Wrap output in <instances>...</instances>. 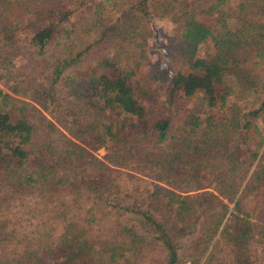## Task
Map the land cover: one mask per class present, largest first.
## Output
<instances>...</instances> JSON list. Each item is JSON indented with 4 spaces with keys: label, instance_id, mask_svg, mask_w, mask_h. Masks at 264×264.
Returning <instances> with one entry per match:
<instances>
[{
    "label": "trees",
    "instance_id": "1",
    "mask_svg": "<svg viewBox=\"0 0 264 264\" xmlns=\"http://www.w3.org/2000/svg\"><path fill=\"white\" fill-rule=\"evenodd\" d=\"M156 15H168L173 30L152 62ZM242 54L252 65L264 60V0H0V212L27 194L40 216L20 231L1 214L0 264H152L150 252L163 250L155 264H178L177 238L197 229L199 256L218 234L203 264H250L248 241L264 223L251 222L241 200L252 191L264 197V134L253 121L262 106L233 100L227 113L188 112L180 123L158 107L193 94L227 104L232 86H216ZM143 65L150 68L138 72ZM239 70L237 97L264 90L253 66ZM77 80L83 100L69 109L63 89ZM72 137L103 145L104 158ZM112 165L148 168L180 191L205 179L213 189L157 184L146 198L120 202L130 191Z\"/></svg>",
    "mask_w": 264,
    "mask_h": 264
},
{
    "label": "rangeland",
    "instance_id": "2",
    "mask_svg": "<svg viewBox=\"0 0 264 264\" xmlns=\"http://www.w3.org/2000/svg\"><path fill=\"white\" fill-rule=\"evenodd\" d=\"M125 4L124 6H126ZM107 9L110 12H114V17L118 16L120 14V8L113 7L111 8L110 3L106 5ZM236 20H234L235 22ZM233 22V21H232ZM153 24V33L148 37L147 41V54L149 56V61L155 62L161 58V49L162 46H165L164 43L167 41V35L170 34L173 30V22L170 19L168 15H156L153 18L152 21ZM151 25V23H149ZM155 33V34H154ZM205 47V44L203 45ZM52 51L50 49L46 55L45 58H49L48 54L49 52ZM25 55L28 56V50L25 51ZM32 59V57H30ZM251 61V57L245 54L239 55V58L235 60L234 62V70L225 73L221 79L220 83L218 86H216L217 90H222L226 85H231L232 89L234 90L233 93L228 94L226 96L225 102L227 104H221V99L217 98L216 104L212 106L207 105L206 98L201 100L200 98H197L196 94H193L191 96H184V95H177L174 98V102L172 105L169 103L159 105L158 107L160 108V111H168L165 113H172L174 116V121L176 123H180L182 119L187 115L188 112H195L196 114L199 115V117H207L210 114H215V116H220L224 113H227V105L230 104L233 100H236L237 104L247 110L252 107H260V112L255 115L253 118V121L255 123H258L259 129L261 130V133L264 134V105H261L264 100V90H262L261 87H258L257 90L254 93L242 95L241 97H237V82L238 79L240 78V75L244 73V71L239 70V67L248 65V66H253L254 71L259 74L261 77L260 80L263 78L264 79V60L259 62L258 64L252 65L249 64ZM150 66L148 65H143L140 66L138 69L139 71H145L148 70ZM103 71L106 74L109 75H114L116 73V70L111 67H105ZM40 79L44 81L45 83H48L50 79V71L45 70L43 74H41ZM259 80V81H260ZM80 80L74 81V82H69L68 86L63 89L64 94L66 95L65 101L63 105L66 108L73 109L75 107V104L78 101L83 100L82 96V89L84 87V84ZM0 85L2 86L1 82ZM260 85V84H259ZM3 87V86H2ZM236 91V92H235ZM158 98H163L165 99L166 93L164 91L163 87L158 88ZM20 96L21 98H24L28 101H31L34 105L37 107H41V105L37 104L33 99L27 98L24 95H17ZM229 103V104H228ZM43 110V108H42ZM30 111V114L34 113V110L31 109V107H28V112ZM44 111V110H43ZM55 112L61 113L60 110H56ZM46 113L47 117H51L52 119L55 120L53 116L47 111H44ZM58 113V114H59ZM61 115V114H60ZM61 117V116H60ZM57 125L61 128V130L65 131V129L58 123L56 122ZM69 134V133H68ZM71 136V134H69ZM74 138L79 144L83 145L85 148L91 151V153L95 154L99 158H104V154L107 152L106 148L102 145L99 147L94 148L91 142L87 138ZM264 138V137H263ZM114 167H117L123 171V173H120V185L125 186L128 188V193L127 195H124L120 193L118 201L120 202H127L131 203L134 198L141 199L146 198L147 196V189L150 191L154 189V187L157 184L164 185L165 187L174 189L178 192L181 193H196L201 190H212L213 189V183H211L208 179L203 180V187L198 188V189H193V190H188V191H180L177 188H174L173 186L169 185L165 180L158 179L156 176L153 174V172L148 169V168H142L137 169L134 168L133 166H117V165H112ZM138 194V196H137ZM241 195V194H240ZM221 197V195H220ZM34 196L33 195H27L24 194L21 197L15 199V200H10V202L5 203L4 206L2 207V211L0 212V217H2L1 214H4L9 217V220L11 221L10 223H14L17 228H19L20 231H30L34 226H36L37 223H39V217L38 215H33V211L31 210L33 207L36 206V203L34 201ZM132 200V201H131ZM242 201V208L245 211L251 210L250 212L252 213L249 216V219L251 222H256L259 224L264 223L263 218H264V197L262 195L256 194L254 191L250 193L249 196L246 198H243ZM87 200L83 198L81 200V204L83 206L88 205ZM80 203L77 204V206L82 208V205ZM230 207L232 206V203L229 204ZM5 207V208H4ZM75 213L80 215L81 213H84V210H76ZM126 214L123 213L121 215V219L126 218L128 216L131 217L132 213H129V211L125 212ZM116 210H112V215L109 217V219H115L116 217ZM46 218V217H45ZM20 220V222H19ZM102 222V221H101ZM100 222V224H101ZM9 223V225H10ZM52 225V223H51ZM54 226L56 224L54 223ZM261 227H255L253 230L252 237L248 241V249L251 254V261L250 264H264V232L260 231ZM200 231L197 229L193 233L189 234H184L180 237L177 238L176 240V245L178 247V258L179 262L178 264H203L204 260L206 259V256L208 253L211 251L214 242L218 239V234L212 239V241L209 244V247L205 251V253L202 256H199V248H196V242H198L200 239V236L198 233ZM202 245V242H201ZM195 247V248H193ZM164 252L165 250L162 251V253H157L154 254V252H150L149 256L151 259L152 258V264H155L154 261L158 259L165 258L164 257ZM219 256L222 255V253H218ZM148 256V257H149ZM199 261L196 263L194 260L198 259ZM163 260V259H162Z\"/></svg>",
    "mask_w": 264,
    "mask_h": 264
}]
</instances>
